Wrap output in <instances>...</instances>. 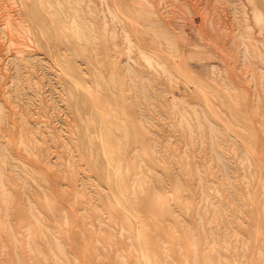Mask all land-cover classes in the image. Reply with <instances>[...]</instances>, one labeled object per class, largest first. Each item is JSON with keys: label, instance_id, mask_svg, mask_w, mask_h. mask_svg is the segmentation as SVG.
Listing matches in <instances>:
<instances>
[{"label": "rangeland", "instance_id": "374dc122", "mask_svg": "<svg viewBox=\"0 0 264 264\" xmlns=\"http://www.w3.org/2000/svg\"><path fill=\"white\" fill-rule=\"evenodd\" d=\"M0 264H264V0H0Z\"/></svg>", "mask_w": 264, "mask_h": 264}, {"label": "bare ground", "instance_id": "6f19581e", "mask_svg": "<svg viewBox=\"0 0 264 264\" xmlns=\"http://www.w3.org/2000/svg\"><path fill=\"white\" fill-rule=\"evenodd\" d=\"M32 14L36 18L35 21L41 26V28H42L41 30H42L43 34L44 35L46 34L49 37H54L52 27L49 25V23L47 22V20L44 17H42V15H40L39 10H38V7H36V8L33 9V13ZM141 52L144 53V50L141 49ZM86 103L87 102L83 103L84 104V107L83 108H86L85 107V104Z\"/></svg>", "mask_w": 264, "mask_h": 264}]
</instances>
